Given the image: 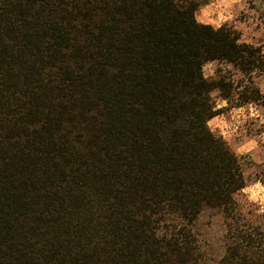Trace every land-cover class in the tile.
Returning a JSON list of instances; mask_svg holds the SVG:
<instances>
[{
  "label": "trees",
  "instance_id": "1",
  "mask_svg": "<svg viewBox=\"0 0 264 264\" xmlns=\"http://www.w3.org/2000/svg\"><path fill=\"white\" fill-rule=\"evenodd\" d=\"M195 6L0 0V264H208L191 229L206 208L227 221L217 264H264V226L232 199L241 163L198 103L216 86L200 60L260 58Z\"/></svg>",
  "mask_w": 264,
  "mask_h": 264
},
{
  "label": "clouds",
  "instance_id": "2",
  "mask_svg": "<svg viewBox=\"0 0 264 264\" xmlns=\"http://www.w3.org/2000/svg\"><path fill=\"white\" fill-rule=\"evenodd\" d=\"M195 5L191 11L193 24L213 33L226 31L235 47L250 49L260 58L256 66H249L247 70L240 62L223 57L200 60L198 80L216 86L202 91L203 100L198 103L206 108L201 127L207 135L223 142L237 162L247 158L251 167L240 169L242 178L253 172L257 174V178L238 189V194L255 206L257 215L264 214V65L260 64L264 61V0H195ZM175 10L180 13L184 9ZM242 56L247 57V52ZM221 83L228 86V95L219 86ZM253 92L256 98L242 99ZM190 98L194 96L183 94L181 102ZM95 114V110L89 113ZM155 131L163 141L160 130ZM19 141L23 144L24 137H19ZM75 147L79 148V144ZM236 197L237 193H233L232 199L242 203ZM248 212V208H240L241 215L247 217Z\"/></svg>",
  "mask_w": 264,
  "mask_h": 264
},
{
  "label": "rangeland",
  "instance_id": "3",
  "mask_svg": "<svg viewBox=\"0 0 264 264\" xmlns=\"http://www.w3.org/2000/svg\"><path fill=\"white\" fill-rule=\"evenodd\" d=\"M240 163L241 167L245 168V170H247L248 167H251L247 162L246 157L242 158ZM255 178H257V174L253 172L248 177H245V182H251ZM237 200L242 201L238 206L239 209H249L247 217L243 215L239 217V225L249 226L260 223L261 226H264V214L257 215L255 213V206L244 201L242 196H237ZM227 228V221L220 211L210 208H206L200 213L198 219L191 228L194 237L197 240L198 250L208 264H217L221 256L224 254L228 238Z\"/></svg>",
  "mask_w": 264,
  "mask_h": 264
}]
</instances>
